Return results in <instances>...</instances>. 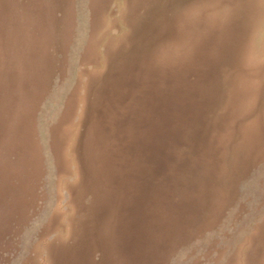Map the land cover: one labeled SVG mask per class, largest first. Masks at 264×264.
Returning a JSON list of instances; mask_svg holds the SVG:
<instances>
[{
    "label": "rangeland",
    "instance_id": "rangeland-1",
    "mask_svg": "<svg viewBox=\"0 0 264 264\" xmlns=\"http://www.w3.org/2000/svg\"><path fill=\"white\" fill-rule=\"evenodd\" d=\"M0 264H264V0H0Z\"/></svg>",
    "mask_w": 264,
    "mask_h": 264
}]
</instances>
